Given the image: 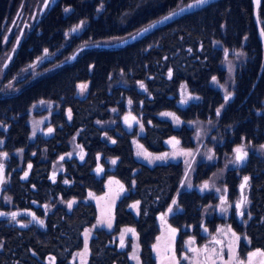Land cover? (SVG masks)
I'll use <instances>...</instances> for the list:
<instances>
[{
  "label": "trees",
  "instance_id": "1",
  "mask_svg": "<svg viewBox=\"0 0 264 264\" xmlns=\"http://www.w3.org/2000/svg\"><path fill=\"white\" fill-rule=\"evenodd\" d=\"M42 1L0 0V156L5 158L0 210H29L43 221L28 215L0 218V264H73L84 246V230L97 220L87 195L104 194L109 177L125 194L113 208L111 229L94 228L87 264H133L131 233L140 264H157L152 247L160 233L157 216L165 214L178 232L174 254L180 264L189 238L201 247L223 224L245 238L238 244L240 262L259 250L264 264V152H250L240 168L225 171L222 182L232 203L240 198L242 179L249 180L241 220L233 215L224 220L215 210L218 199L198 190L221 161L198 164L187 182L181 162L149 167L137 161L131 144L136 128L122 125L128 111L138 117L144 129L138 140L151 153L165 152L173 140L184 149L195 147L193 130L175 129L157 117L162 112L184 123H216L224 136L213 149L218 158H230L239 146L264 145V52L252 0L218 1L124 48L82 49L70 64L63 62L79 48L120 41L194 0H58L38 14L29 31L26 22ZM258 19L264 32V0ZM235 54L244 65L234 72L231 98L222 109L225 98L214 84L226 83L223 65ZM119 74L125 86L114 85ZM81 85L87 88L80 96ZM182 87L195 97L188 104L181 103ZM46 113L49 122L30 140L31 114ZM71 200L77 203L68 209ZM123 229L129 235L121 246Z\"/></svg>",
  "mask_w": 264,
  "mask_h": 264
},
{
  "label": "rangeland",
  "instance_id": "2",
  "mask_svg": "<svg viewBox=\"0 0 264 264\" xmlns=\"http://www.w3.org/2000/svg\"><path fill=\"white\" fill-rule=\"evenodd\" d=\"M43 2V1H42ZM42 2L40 5H42ZM144 3L143 5H145ZM42 7V6H41ZM141 8V6H139ZM38 10H36L34 16L27 21L29 31L33 29V26L37 20ZM125 17V14H124ZM127 17V16H126ZM131 17V15H130ZM32 26V27H31ZM76 32L78 30H75ZM7 40V39H6ZM9 41V39H8ZM19 44V38L15 42V45L12 47L13 51L17 50V46ZM82 48V47H81ZM244 65V61L241 54H235L231 60H228L224 63L223 67L227 71V80L224 85L214 84L216 89H219L224 98L228 96V99L224 101L222 109L225 108L228 101L231 98V90L229 87L233 86V77L234 72L238 68H242ZM118 77V78H117ZM115 79L114 85H122L125 86L126 83L123 80L122 76L119 74ZM86 86V85H84ZM86 87L81 90V87L78 90V95H82L86 91ZM180 99L184 101V104H188L192 100L195 99L194 96L187 93L184 87L180 90ZM130 103H126V107L130 110ZM165 113L172 112H162L158 114L159 119L169 121L175 129H179L181 126L185 125L188 128H191L194 132L193 141L195 147L193 149H184L182 148L177 141L174 143L172 141L166 142L165 146L167 150L162 153H151L147 151L143 145L139 142L138 136H142L144 134L143 126L138 117L128 111L122 117V125L123 127L131 131L136 128V136L131 140L134 156L137 161L149 166L153 167L155 165L167 164L172 162H181L184 165L185 171L187 173V182H189L195 171V168L198 164H204L206 167H210L219 161H221V167L217 168V170L211 175L210 179L203 181L199 186L198 190L204 194H210L215 196L218 201L215 207L217 215L224 220H226L229 216L233 215L237 218L236 215V203L239 201L237 198L233 203L228 200L227 193L225 187L223 185L222 179L224 173L227 169H235L240 168L241 164L235 163L236 153L233 151V155L228 158H218L214 155L213 149L216 146H220L224 143V136L221 134L219 129L217 128L216 123H201V122H188L184 123L179 120V123L176 122V119L173 118L172 115H164ZM264 113V110H263ZM173 114V113H172ZM174 115V114H173ZM174 117H176L174 115ZM127 118V121H126ZM177 118V117H176ZM49 122V113L40 116H33L31 114L29 120V126L31 130L30 140H34V138L43 131V126ZM237 148H242L244 152L247 153V156L250 152H255L256 154H260L264 152V148L252 149L247 148L246 146H239ZM75 147L72 146V150L74 151ZM236 149V148H235ZM234 149V150H235ZM75 153L77 156L81 157L83 154L80 150L75 149ZM246 156V158H247ZM160 157L161 159H157ZM211 157V159L209 158ZM245 158V160H246ZM5 158L0 156V164H3V172L5 171L4 167ZM114 161V160H113ZM116 163V160H115ZM111 161V164L114 165ZM59 167V165H55V168ZM103 169L100 165L95 169V174L100 175ZM244 176L239 177L240 182ZM4 181V180H3ZM207 185V187H205ZM125 194L123 187L120 183L109 177L106 179L105 183V192L100 196H96L93 193L89 192L86 200L92 202L97 209V220L93 227L85 229L83 232V240L84 246L83 249L78 252L73 258V264H87L88 257V249L87 245L90 238L93 235V230L95 227H101L106 230H110L113 223V208L116 202ZM72 203L71 208L77 203L76 200H71ZM68 207V206H67ZM68 207V209H71ZM245 204L241 208L242 215L244 214ZM157 221L160 227V233L156 238V241L153 245V253L157 260V264H180L178 259L174 254V242L177 237V230L172 228L167 222V216L158 215ZM21 225V224H20ZM233 233L235 235H233ZM127 229H123L121 232L118 242L119 245L123 246L122 240L127 236ZM129 236L132 237L133 243L131 246L130 252V260L133 264H140L138 258V246L136 244V235L135 233H131ZM236 237L240 239L237 240ZM245 239L237 235L229 225L223 224L219 225L216 229L214 235L210 236L208 240L201 247H196L194 245L193 239H188L185 245V253L182 255V261L184 264H261L262 254L257 255L254 259L250 258L249 262H240L237 257V249L239 242ZM193 249L199 251H193Z\"/></svg>",
  "mask_w": 264,
  "mask_h": 264
},
{
  "label": "water",
  "instance_id": "3",
  "mask_svg": "<svg viewBox=\"0 0 264 264\" xmlns=\"http://www.w3.org/2000/svg\"><path fill=\"white\" fill-rule=\"evenodd\" d=\"M218 1L221 0H206V3L203 4H196L195 0L189 2L188 4L162 16L161 18L157 19L156 21L144 26L143 28H141L140 30H138L137 32H135L134 34L111 44H98V45H88V46H84L82 48H79L78 50H76L66 61L63 62V64H70L72 62L75 61V59L77 58L79 52L82 49L88 48V49H92V48H101V49H118V48H124L128 45L134 44L138 41H140L141 39H143L144 37L148 36L149 34H151L152 32H154L155 30L167 26L171 23H173L174 21L180 19L181 17L200 11L202 9H204L205 7L210 6L211 4H214ZM55 0H52L49 7H52V5L54 4ZM47 3H49V0H45L41 10H40V14L42 15L43 12L45 11L46 7H47ZM252 4H253V16H254V20H255V24L257 27V31H258V38L260 40V43L262 45L263 51H264V32L261 29L260 26V22L258 19V10L260 8L261 5V0H252ZM189 5H192V7H188ZM181 9H183V11H181ZM172 13H175L174 15H170ZM164 17H169V19L165 20ZM146 29V31H145ZM11 56L9 57V59L5 62V66L8 64L9 60H10ZM244 161H242L240 164H242ZM2 176H3V180H4V172L2 171ZM246 177V176H245ZM245 177L242 179V182L239 186V192H240V199L239 201L236 203L235 207L237 206V204H241V208L243 206V203L246 201L247 197L243 195V190L249 180V178L247 179V181H245ZM3 182H0V188ZM243 185V187H242ZM243 202V203H242ZM241 208L238 211L237 207H236V214H237V219L240 220L242 213H241ZM0 213H3V215H0L1 219L4 218H10L12 217V213H16V216L18 215H28L31 216L34 220H36L37 223H39V220L36 219V217L34 216V214L29 211V210H16V211H11V212H2L0 210ZM35 217V218H34ZM40 224V223H39ZM260 254L259 250L254 251L253 256L255 257L256 255Z\"/></svg>",
  "mask_w": 264,
  "mask_h": 264
},
{
  "label": "snow or ice",
  "instance_id": "4",
  "mask_svg": "<svg viewBox=\"0 0 264 264\" xmlns=\"http://www.w3.org/2000/svg\"><path fill=\"white\" fill-rule=\"evenodd\" d=\"M195 3H196V4H203V3H206V0H195ZM188 7H192V5H189ZM65 11H67V9H65ZM181 11H183V9H181ZM174 14H175V13H172V14H170V15H174ZM164 19L167 20V19H169V17H164ZM74 31H75V29H74ZM145 31H146V29H145ZM6 39H7V38H6ZM45 51L47 52V50H45ZM80 87H81V90H83V88L86 87V86L81 85ZM140 87L143 88L144 85L141 83ZM225 99L227 100V99H228V96H226ZM129 103H131V101H130ZM181 103H184V101L182 100ZM218 114H219V110H218ZM164 115H172L173 118L176 119V122L179 123L178 118L174 117V115H173L172 113H165ZM126 121H127V118H126ZM51 131H52V130L49 129V132H51ZM113 142H114V141H113ZM177 143H178V142H177ZM261 148H264V145H262ZM234 151H235V153H236L235 161H234V162L237 163V164H239V163H241L242 161H244V159H245L246 156H247V153L244 152V151L242 150V148H236ZM4 155L6 156L7 154H4ZM209 158L211 159V157H209ZM157 159H161V158H160V157H157ZM112 162L115 163V160L112 161ZM29 167H31V165H29ZM2 171H3V164H0V182H3ZM26 175H27V173H25V176H26ZM247 179H248V178L245 177V181H247ZM66 182H67V181H66ZM205 187H207V185H205ZM242 187H243V185H242ZM72 203H73V202H68V207H69V208H71ZM173 203H175V201H173ZM242 203H243V202H242ZM236 207H237V210L239 211L240 208H241V204H237ZM170 210H171V209H170ZM0 215H3V213H0ZM11 215H12V218L15 219V217H16V213H12ZM34 218H35V217H34ZM39 223L43 224V221H39ZM129 231H131V230H129ZM233 235H235V234L233 233ZM236 239L239 240L240 238H239V237H236ZM193 251H199V250L193 249Z\"/></svg>",
  "mask_w": 264,
  "mask_h": 264
},
{
  "label": "flooded vegetation",
  "instance_id": "5",
  "mask_svg": "<svg viewBox=\"0 0 264 264\" xmlns=\"http://www.w3.org/2000/svg\"><path fill=\"white\" fill-rule=\"evenodd\" d=\"M44 1H45V0H43L42 5H43ZM51 1H52V0H49V3H47V7H46L45 11H47V10L50 8L49 5H50ZM57 1H58V0H55L54 4H55ZM54 4H53V5H54ZM42 5H41V6H42ZM41 6H40V9H41ZM39 11H40V10H39ZM45 11H44L43 13H45ZM38 14L40 15V12H39ZM22 25H23V27H21L20 30H21V31H24L25 28L27 27V25H26V23H23ZM9 28H10V27H9ZM7 33H10V29L8 30ZM10 55H12V54L10 53V54L8 55V58L10 57ZM11 57H12V56H11ZM8 58H7V59H8Z\"/></svg>",
  "mask_w": 264,
  "mask_h": 264
},
{
  "label": "bare ground",
  "instance_id": "6",
  "mask_svg": "<svg viewBox=\"0 0 264 264\" xmlns=\"http://www.w3.org/2000/svg\"><path fill=\"white\" fill-rule=\"evenodd\" d=\"M264 52V51H263Z\"/></svg>",
  "mask_w": 264,
  "mask_h": 264
}]
</instances>
